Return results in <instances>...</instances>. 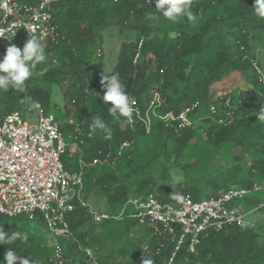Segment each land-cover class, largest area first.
<instances>
[{
    "label": "trees",
    "instance_id": "1",
    "mask_svg": "<svg viewBox=\"0 0 264 264\" xmlns=\"http://www.w3.org/2000/svg\"><path fill=\"white\" fill-rule=\"evenodd\" d=\"M254 2L191 0L196 19L182 17L179 24L162 34L155 28L170 21L155 9V0H64L52 4L58 35L54 41H40L47 60L33 71L24 92L0 90V121L12 112L25 114L33 101L50 113L54 106L51 88L58 85L63 102L61 129L72 130L71 141L77 143L75 154L66 153L61 158L64 169L80 172L83 199L95 207L102 205L110 213L131 197L153 194L159 202L173 204L179 194L199 200L234 187L227 183L221 186L215 172L207 175L203 184L199 179L187 181L194 163H185L183 157L199 131L210 148L231 147L235 165L230 167V174L234 176L242 169L244 150L251 153L247 168L251 178L236 188L250 187L253 181L264 180V123L253 113L264 106V19L254 15ZM110 25L132 32L133 37L120 44L116 65L107 72L100 46H96L99 56L95 50L93 59L90 48L96 40L95 32ZM28 40H6L3 55L10 43L23 50ZM111 74H118L127 94L142 111L152 95L158 94L160 113L177 114L197 102L203 117L185 129L153 120L148 133L134 116L131 123L125 117L115 121L108 113L111 105L102 100L106 89L101 77ZM226 98L231 102L232 121L221 125L217 121L224 117L222 109L213 117L206 112L209 104L218 105ZM96 115L113 129L111 140L103 139L99 132L89 137V121ZM126 142L129 145L121 148ZM94 159L98 160L96 164H92ZM155 163L161 165L160 175L155 179L144 175ZM172 172L185 179L176 181ZM33 221L42 226V231L36 233L29 228ZM66 221L72 238L54 240L38 215L29 219L0 214L5 232L28 234L27 241H15L13 251L34 264H53L50 255L55 243L63 256L76 264H89L85 250H90L100 264H142L143 256L152 258L155 264H169L174 240L154 235L148 222L139 225L137 220L124 217L121 221L95 223L87 208L78 203L66 214ZM139 227L149 240L140 257H127L124 249L129 244L128 236L137 233ZM257 229L254 224L247 229L228 226L209 233L193 253L183 246L170 264H264V244ZM7 250V245L0 244V262H4Z\"/></svg>",
    "mask_w": 264,
    "mask_h": 264
},
{
    "label": "built area",
    "instance_id": "2",
    "mask_svg": "<svg viewBox=\"0 0 264 264\" xmlns=\"http://www.w3.org/2000/svg\"><path fill=\"white\" fill-rule=\"evenodd\" d=\"M61 1L64 0H0V29L4 30L0 32L3 35L0 37V60L4 58L2 44L6 40L23 42L36 36L40 41H54L58 33L51 5ZM99 54L97 49L95 55ZM253 67L259 71L256 63ZM131 101L133 116L141 122L146 133L153 120L162 122L166 127L175 123L177 129H185L194 122L192 117L200 109L196 102L177 114L171 111L160 113L157 111L161 105L158 94L152 95L144 111L134 98ZM230 108V99L226 98L218 105L209 104L206 115L216 116L222 109L224 117L219 118L217 123L226 125L232 121ZM202 117L201 114L197 119ZM128 145V142L123 143L121 148ZM76 152L77 143L71 139L68 142L64 140L61 124L38 102H31L25 114L12 112L5 115L0 121V214L11 218L24 215L29 219L38 215L52 237L64 240L72 238L66 214L73 210L75 203L87 208L95 223L121 221L124 217L137 220L139 225L148 222L154 235L173 238L170 264L183 246L193 253L200 239L209 233L228 226L240 229L252 227V222L246 219L241 209V203L256 194H264V183L258 182L246 188L231 187L217 196L202 200H194L189 194H179L173 204L161 203L153 194H147L128 199L115 212L99 213L82 197L83 175L66 171L62 164L61 158L66 153ZM97 162V159L92 160V164ZM255 209H264V202H258ZM84 252L89 264H100L90 250ZM50 261L53 264H76L74 259L63 256L57 244L52 249Z\"/></svg>",
    "mask_w": 264,
    "mask_h": 264
},
{
    "label": "rangeland",
    "instance_id": "3",
    "mask_svg": "<svg viewBox=\"0 0 264 264\" xmlns=\"http://www.w3.org/2000/svg\"><path fill=\"white\" fill-rule=\"evenodd\" d=\"M170 22L169 24H166L164 26H157L155 28V31L158 34H162L164 32L169 31V28L175 27V25L179 24ZM171 31V30H170ZM96 40L93 46H91V59H93L94 51L96 50V46H100L101 52L103 54V61L102 66L103 69L107 72L111 71L117 62V57L119 54V48L120 44L122 42L128 41L133 37V33L128 30H122L120 31L116 26L110 25L106 26L102 30H97L95 32ZM263 38L260 39V43H262ZM255 42V41H254ZM252 42V45L253 43ZM256 42V44H258ZM258 49V48H257ZM52 103L53 108L50 110V113L57 119V121L61 124L62 122V93L61 89L58 85L52 86ZM203 111L199 112L197 115L192 117V120L194 123H197L196 120L199 115H201ZM28 117H25L26 119ZM33 121L35 120L34 116H32ZM202 131H199L196 133V137L189 145L188 149L186 150L183 161L185 163L191 161L194 163L193 170L188 173L187 181L190 179H199L201 181V184L204 183V179H206L207 175L215 172V177L218 181V183L222 186L223 183L232 184L234 187H236L239 183L246 181L247 179L250 180V176L248 175L247 168L250 166V154L244 150L241 156V162H242V169L241 171L236 174L235 176L233 174H230V167L235 165L233 161V152L230 146H226L222 149H216V148H210L206 142L204 135L201 133ZM63 138L66 142H68L72 137V130L70 129H64L62 130ZM147 141H143V144H145ZM250 151V150H249ZM202 172H206V175L203 176ZM161 173V165L160 163H155L152 165L150 169H147L144 173V175H148L150 177H153L154 179L157 178ZM172 178L176 181H183L185 178L181 174L175 175L174 172L171 174ZM264 183V180H258L253 181V183ZM132 186V183H130ZM257 196V195H256ZM258 197L261 199H264V194L259 193ZM206 199L201 198L199 200ZM92 206V208L99 213L107 212L103 208L102 205L95 207L96 205H93L91 201L89 202ZM245 214V213H244ZM245 217L247 220L251 221L255 226H258L257 229V235L259 238V241H261L264 244V211H255L250 214H245ZM29 228H31L34 232L38 233L42 231V226H40L37 222H31L29 225ZM47 234H45L46 236ZM49 236V235H47ZM46 236V238H47ZM149 238L146 235L145 231L142 230L141 227L137 230V233L134 235L128 236L127 241L129 242L128 245H126L124 252L126 256H134V257H140L142 254V251L144 250Z\"/></svg>",
    "mask_w": 264,
    "mask_h": 264
},
{
    "label": "clouds",
    "instance_id": "4",
    "mask_svg": "<svg viewBox=\"0 0 264 264\" xmlns=\"http://www.w3.org/2000/svg\"><path fill=\"white\" fill-rule=\"evenodd\" d=\"M191 8V0H155V9L162 13L167 21L172 23H177L182 17H186L188 20H195L196 17L193 15ZM252 9L256 17L264 19V0H255ZM3 31V29H0V32ZM0 37H3V35H0ZM46 60L45 47L35 36H31L24 45L23 50L10 43L6 49L4 58L0 60V90L7 92L11 89L21 93L24 92L26 81L31 78L37 66ZM101 84L106 89L102 100L105 105H111L108 108L109 116L115 121H119L121 117H125L131 123L134 111L132 101L118 74H111L110 76L102 75ZM253 113L259 122L264 123V106H261L258 111ZM97 132L101 133L105 140L112 139L113 129L98 115L89 121L88 135L92 137ZM254 197L248 198V200ZM255 210L260 211L264 209ZM52 238L54 240L58 239L55 237ZM17 239L27 241L28 234L19 231L5 232L3 230V224H0V244L8 246V250L4 256V262H0V264H34V261L31 259L20 258L14 253L13 246ZM55 244H53V247ZM142 264H155V262L152 258L143 256Z\"/></svg>",
    "mask_w": 264,
    "mask_h": 264
},
{
    "label": "crops",
    "instance_id": "5",
    "mask_svg": "<svg viewBox=\"0 0 264 264\" xmlns=\"http://www.w3.org/2000/svg\"><path fill=\"white\" fill-rule=\"evenodd\" d=\"M258 201H264V199H261L260 197H258V195L254 197V199H249L246 200L245 202L241 203V209L245 214H250L255 212L256 210L254 209L255 204Z\"/></svg>",
    "mask_w": 264,
    "mask_h": 264
}]
</instances>
